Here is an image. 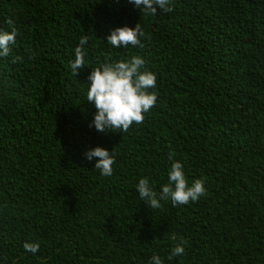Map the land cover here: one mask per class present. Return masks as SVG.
<instances>
[{"label":"trees","instance_id":"1","mask_svg":"<svg viewBox=\"0 0 264 264\" xmlns=\"http://www.w3.org/2000/svg\"><path fill=\"white\" fill-rule=\"evenodd\" d=\"M171 6L0 0V30L18 29L0 57V264H264V0ZM137 23L142 47L107 43ZM133 56L156 75V104L125 133L97 131L88 76ZM97 146L115 156L111 176L85 155ZM177 160L206 194L151 209L139 180L159 196ZM177 244L185 252L169 259Z\"/></svg>","mask_w":264,"mask_h":264},{"label":"clouds","instance_id":"2","mask_svg":"<svg viewBox=\"0 0 264 264\" xmlns=\"http://www.w3.org/2000/svg\"><path fill=\"white\" fill-rule=\"evenodd\" d=\"M134 6L142 9V13L157 14V6L164 12L173 11L171 0H129ZM11 24V21H9ZM18 29L11 31L0 30V57H8L12 52L11 45H15ZM145 35L140 23L135 27L127 25L117 27L107 37V43L115 48L128 46H143L141 38ZM88 37L82 36L79 45L75 48V59L71 62L72 73L78 72L87 64L85 45ZM15 62V58L13 59ZM145 61L141 56H133L130 59L109 61L94 67L88 76L87 101L97 109L93 124L97 131L107 130L127 132L133 123H143L145 113H148L156 104L157 93L150 91L156 86V75L152 71L142 70ZM87 159L99 158L94 167L99 169L104 176L113 174L115 156L112 150L97 146L85 153ZM174 153H170V158ZM203 179H196L191 184L185 176L183 165L180 161H174L169 170L168 183L161 186L159 196L150 187L147 178H141L137 184V190L141 200H144L151 209L161 206L162 200H171L173 206L185 205L197 201L206 194ZM24 248L35 254L39 250L38 242H26ZM185 252L182 244H177L169 254L181 256ZM150 264H164L159 255H153Z\"/></svg>","mask_w":264,"mask_h":264}]
</instances>
